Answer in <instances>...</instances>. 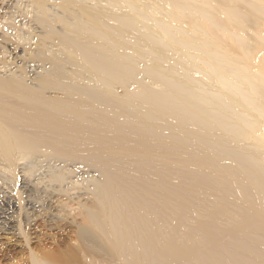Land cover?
Instances as JSON below:
<instances>
[{
	"label": "bare ground",
	"instance_id": "bare-ground-1",
	"mask_svg": "<svg viewBox=\"0 0 264 264\" xmlns=\"http://www.w3.org/2000/svg\"><path fill=\"white\" fill-rule=\"evenodd\" d=\"M4 1L0 180L19 178L29 216L31 191L91 172L81 264H264V0ZM23 42L31 67L12 71ZM51 191L49 219L66 207Z\"/></svg>",
	"mask_w": 264,
	"mask_h": 264
},
{
	"label": "rangeland",
	"instance_id": "rangeland-1",
	"mask_svg": "<svg viewBox=\"0 0 264 264\" xmlns=\"http://www.w3.org/2000/svg\"><path fill=\"white\" fill-rule=\"evenodd\" d=\"M1 1L2 0H0V2ZM5 1H7V0H5ZM5 1H4V3H5ZM16 1L17 0H14L11 3V5L9 4L7 6L8 7L7 8L8 12L10 11L9 14L16 13L17 12L16 9L20 8L21 5H22V9H23V7L26 4V3H24V1L26 2L27 0H23V1L21 0L22 2L19 1V0H18L19 2H16ZM155 1L157 2L158 0H145L146 3H153ZM16 3L19 4L18 7L16 6ZM23 3H24V6H23ZM136 3L140 4L138 1H136ZM55 7L56 6H54L53 8H55ZM25 9H26V7H25ZM162 12H163V10H161V13ZM151 15H152L151 20L148 19V21H150V22H148L147 24L151 25L150 26L151 27L150 28L151 32L156 37H159L161 34L159 33L160 34L159 35L158 32H157V28L156 27L154 28L153 19H156V18L159 19L160 17H162V15L158 14V13L157 14L154 13V15H153V13H151ZM145 20L147 21V19H145ZM183 25H184L185 28L188 27V23L187 22H184ZM9 32H11L10 34H13L14 33V29H12V30L10 29ZM161 37H163V36H161ZM22 45H23V47L20 46V48L17 49V50H19L17 52L19 54V59L15 60V62L12 63V64H10V62H9V61H11L9 59V57L11 55H8V54L4 53L3 57L5 58V60L6 59H7L6 61L9 60L8 61V63H9L8 69H10V70L12 69V71L16 70L18 68L17 66H19L20 64L22 65L23 63H25V61H27V59L25 60L26 57H25L24 53H27L28 48L25 49V47H27L28 45H26L25 42H23ZM158 47H159V45L155 46V48H158ZM145 50H146V47H145ZM1 54L3 55V53H1ZM25 64H26V67L27 66L29 67L31 65V63H29V62H26ZM160 64L161 65L162 64H166L169 67H173V68L177 67V64L174 63V60L172 62H168V63L160 61ZM32 68H30V69H32ZM38 69L39 68H37L36 70H38ZM184 72H186L187 75L191 74V72L188 71V70H185ZM1 73H3V72H1ZM8 73L9 72H7L6 74H8ZM199 75L200 74H198L197 76H199ZM19 167H21V166H19ZM43 167H44V169H46L47 166H43ZM42 169L43 168L41 166L40 170L44 171ZM52 170H53L52 168H48L47 167V173L48 174ZM41 173H45V175H48L46 173V171L40 172V174ZM91 174H92L91 172H80V175H78L76 177H73V179L75 178L74 180H77L78 183H77V189L76 190H72V191L68 190L69 193H71V194H69L68 191L64 192L65 194H61L59 191L55 190V188H58L57 185H55L53 183L49 184L48 182H46V183H48V186H50V187L47 186L48 189L46 187V190H45L46 192L44 191L43 194L41 192H39V189L38 190L35 189V191H33V192L31 191L29 198L31 200L33 199L32 200L33 202L35 201V203H37V202L39 203V208H38L39 211L33 212V215H32V217L35 215L33 217L34 219L29 216V213H27L30 210L28 208H26V206L28 207V205L25 203V195H24V193L21 191V194H20V191L18 189V187H19V178L17 179L18 182H16V185H15V182L12 183V182H10L8 180L1 179L0 180V190H1L0 191V197L1 198L3 197L5 199H8V198L11 199L13 197V199H11V202L13 203V208H11V212H10L9 215L11 217V221L13 222V223L12 222L11 223L13 225H15V227L13 229H11V230H4V229L0 230V264H30L29 263L30 256L33 255V254L36 257H39V258H43L44 257L45 259H47V257H49L50 259L55 258V260H58L56 258V257H58L59 261L62 264H81L82 261L85 259V257L89 254V252H88L87 245L84 242H81L80 240H77L78 239L77 238V234H78V231H79V228H80L79 224H81V221H82V216L80 218V215L82 213V209L84 210L83 207L87 206L91 202V195H90V192H89L88 182H86L87 178L86 179L84 178V177H88V175L90 176ZM40 176H42V174ZM1 178H3V177L1 176ZM79 179H80V182L78 181ZM3 180L7 181V185L6 184H2V183H6V182H3ZM26 181H29V183L34 182L33 180L31 181V178H29V179L26 178ZM11 183H12V186H11ZM46 183L43 184V185H47ZM5 185H6V188L4 187ZM39 185H42V184H39ZM10 186L12 187V190H11ZM55 186H57V187H55ZM15 188L19 191V193H18V191ZM49 188L55 190V191H53V190L52 191L57 193V195L59 194L58 196H55V197L58 198V200L64 198V200L66 201L65 202L63 200V202H65L66 207L62 208L61 210L55 211V215L56 216L54 215L55 217L54 216L50 217V219L47 216V215H49V213L52 212L51 206L49 205V203H47L49 201L48 199L50 197L49 194H50V191H51V189H49ZM2 189H3V191H2ZM85 189H86V191H85ZM5 192H7V193H5ZM35 192H36V194H35ZM8 193H9V195H8ZM31 193H32V195H31ZM66 193L69 196L71 195L72 197H69V199H67L68 197L66 198V196H68V195ZM76 193H78L79 196ZM5 194H7V195H5ZM11 194H13V195H11ZM19 194H20V197H18ZM16 196L18 197L17 199H15ZM38 196H39V198H38ZM77 196H78V199L76 198ZM73 197H75V198H73ZM18 200H19V203H18ZM21 201L23 202L22 204H21ZM16 204H18L19 206L16 205ZM21 209H23V210H21ZM78 210L81 211V212L78 213ZM11 213H13V214H11ZM18 213H19V215H18ZM26 216H28L30 219L28 217H26ZM31 218L33 219L32 221H31ZM71 218H72V220H70ZM58 219H61V220H58ZM79 219H81V220L79 221ZM75 220H77V221L75 222ZM34 222H36V223L34 224ZM30 223H32V224H30ZM34 226H36V227H34ZM28 227H30V228H28ZM26 236H27V238L24 239ZM27 239H28V241H27ZM67 246H70V248H66Z\"/></svg>",
	"mask_w": 264,
	"mask_h": 264
}]
</instances>
